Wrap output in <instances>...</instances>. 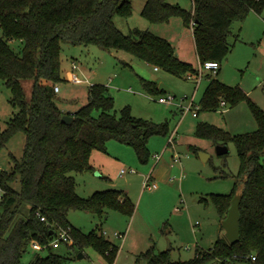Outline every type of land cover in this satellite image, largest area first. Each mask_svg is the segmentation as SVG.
<instances>
[{
	"label": "trees",
	"instance_id": "16d2710c",
	"mask_svg": "<svg viewBox=\"0 0 264 264\" xmlns=\"http://www.w3.org/2000/svg\"><path fill=\"white\" fill-rule=\"evenodd\" d=\"M263 9L264 0H193L191 9L169 0H146L141 13L160 24L182 17L193 27L199 59L221 63L233 47L229 42L233 24ZM132 13V0H0V78L10 88V103L17 109L5 127L0 124V152L18 132L26 135L22 157L13 155L11 168L0 169V264H66L67 255L51 245L57 228L68 229L73 241L65 244L76 255L91 247L114 263L119 246L102 232L76 227L69 211L82 209L103 217L113 209L133 215L135 203L116 188L83 197L72 172L95 171L91 155L95 150L107 151L111 139L133 146L147 161L149 137L168 134L169 129L166 124L158 127L135 117L129 106L118 114L114 97L102 83L90 85L86 104L73 113L65 112L57 101L56 86L67 80L62 71L63 44L123 49L177 75L197 71L176 54L167 38L140 28L124 33L115 17L127 18ZM28 78L32 79L30 98L23 86ZM209 78L202 109L216 110L221 100L235 105L246 99L258 124L255 131L240 134L209 122H200L196 129L199 137L219 144L232 141L237 147L240 166L234 186L228 194H212V201L224 218L233 197L243 193L241 238L231 243L221 237L208 250L197 249L194 257L179 261L172 260L167 251L156 253L152 246L138 256L151 264H264V109L241 87L213 75ZM143 81L151 93L166 92L156 81ZM65 113L74 116L72 123L62 121ZM18 178L20 190L14 187ZM33 243L40 248L24 263Z\"/></svg>",
	"mask_w": 264,
	"mask_h": 264
},
{
	"label": "rangeland",
	"instance_id": "374dc122",
	"mask_svg": "<svg viewBox=\"0 0 264 264\" xmlns=\"http://www.w3.org/2000/svg\"><path fill=\"white\" fill-rule=\"evenodd\" d=\"M169 1L187 9L193 6V0ZM145 2L132 0V15L127 18L117 15V26L126 34L140 28L167 38L176 46L183 60L192 61L198 67L191 27L180 16L172 17L168 23L150 22L141 13ZM229 42L233 47L221 62V72L214 74L205 70L199 86L185 75L156 68L123 49L63 44L62 71L67 80L58 83L60 91L56 96L65 112L86 104L90 85L102 83L108 86V92L114 97L118 114L129 106L135 117L147 119L158 127L166 124L169 129L168 134L155 133L149 137L147 147L151 154L147 161L139 157L133 146L111 139L107 143V151L95 150L92 153L91 163L96 167L95 171L72 172L76 177L77 192L83 197L95 191L116 188L128 192L135 203L133 215L113 209L103 217L82 209L69 211L68 217L76 227L84 232H102L119 246L113 264H151L145 258L138 259V256L152 246H155L156 253L167 251L174 261L187 260L195 256L197 249L208 250L217 239L226 237L223 218L212 201V194H228L232 190L240 166L237 147L230 141L229 152L220 155L217 153L219 143L199 137L196 129L200 122H209L232 134H240L255 131L258 124L246 99L235 105L220 103L216 110L202 109L200 102L210 81L206 77L209 72L228 85L241 87L264 109V9L261 13L253 11L243 21L235 22ZM12 43L17 48L18 44ZM72 60L77 61L78 72L89 79L88 83L69 80ZM144 79L164 84L168 90L160 94L151 93L145 87ZM23 86L26 97L30 98L32 79H24ZM11 94L8 85L0 78L2 127L17 110L10 103ZM168 94L176 96L175 102L186 95H195L198 116H194L193 111L183 113L179 106L158 100ZM174 131L176 148L173 149L168 145V139ZM25 143L24 132H18L9 139L0 152V169L11 168L13 155L19 159L22 157ZM175 151L181 156L182 163L173 160ZM156 153L161 154L159 160L154 157ZM121 167L134 171L121 176ZM182 171L185 176L180 178ZM149 174L158 188L144 186ZM14 187L21 189L19 178ZM118 233H123L124 237H119ZM33 248L24 255V263L34 257L36 250ZM54 250L67 255L66 264H95L102 259L91 247L85 249L84 258H78V254L65 243ZM226 264L247 263L236 261Z\"/></svg>",
	"mask_w": 264,
	"mask_h": 264
},
{
	"label": "built area",
	"instance_id": "2783aa9c",
	"mask_svg": "<svg viewBox=\"0 0 264 264\" xmlns=\"http://www.w3.org/2000/svg\"><path fill=\"white\" fill-rule=\"evenodd\" d=\"M220 66H221V63L218 60H206V61L199 60L198 67L196 68L197 71L189 72L185 76L187 77V79L195 80L199 86L201 79L203 78L205 70L209 71V72H213L214 74H216L217 71L219 70ZM156 68H158V67H156ZM78 71H79V65H78L77 61L74 60V61H72L71 69L69 71V74H70L69 80L73 81L75 83H83V82L88 83L89 79L87 77H82ZM58 90H59V86L57 85L56 91H58ZM158 100L160 102H163V103L175 104V105L179 106L183 113L193 111L194 116L198 115V108L195 107V95H193V96H187L186 95L185 97L180 98V100L178 102H175L176 96L173 94L160 96L158 98ZM186 102H187V104H186ZM221 105H227V102L225 100H221ZM168 145H171L173 149H174V147L176 148V132L175 131L169 135ZM154 157L157 160H159L161 158V154L156 153L154 155ZM173 160L176 163H182L181 156L176 151L173 154ZM129 171H134V169L123 167L121 169L120 175L123 176L124 174H126ZM184 176H185V173L182 171L180 178H183ZM151 180H152V175L149 174L144 181V186L146 188H149V189L158 188V184L156 182L151 181ZM42 219H44V217ZM55 233H56V237L51 242V245L53 246V248L60 247V245L62 243H72L73 240L69 234L68 229L57 228ZM118 235L121 238L124 237L123 233H118ZM33 246L36 248H40V246L37 243H33ZM256 259H257L256 255H253L252 260L255 261ZM95 264H112V263H109L104 257H102V259H99V261L95 262Z\"/></svg>",
	"mask_w": 264,
	"mask_h": 264
},
{
	"label": "water",
	"instance_id": "95a60500",
	"mask_svg": "<svg viewBox=\"0 0 264 264\" xmlns=\"http://www.w3.org/2000/svg\"><path fill=\"white\" fill-rule=\"evenodd\" d=\"M161 89L168 90V88L164 84H160ZM74 120V116L72 114L65 113L62 117V121L65 123H72ZM229 152L228 144H218L217 145V153L218 154H226ZM243 197V193H237L231 202V205L228 209L227 214L222 220V226L226 230V237L231 243H235L241 238V211H240V203ZM56 230H53L52 233H55ZM84 252L78 253V258H84Z\"/></svg>",
	"mask_w": 264,
	"mask_h": 264
},
{
	"label": "crops",
	"instance_id": "0c3cea01",
	"mask_svg": "<svg viewBox=\"0 0 264 264\" xmlns=\"http://www.w3.org/2000/svg\"><path fill=\"white\" fill-rule=\"evenodd\" d=\"M179 4V3H178ZM181 5V4H180ZM182 6V5H181ZM185 8V7H184ZM251 12H253V11H251ZM250 12V13H251ZM243 21V20H242ZM191 29H192V31H193V27H191ZM193 36H194V33H193ZM194 43H195V38H194ZM176 47V46H175ZM195 49H196V44H195ZM196 52H197V50H196ZM176 54L180 57V56H182V55H179L178 53H177V48H176ZM197 57H198V54H197ZM181 58V57H180ZM182 59V58H181ZM199 57H198V62H199ZM72 61H74V60H72ZM72 61H71V65H72ZM188 62H191L195 67H197L192 61H188ZM199 64V63H198ZM71 65H70V69H71ZM221 70H222V63H221V66H220V70H219V72L218 73H220L221 72ZM209 75H212V73H207V78L208 79H210L209 78ZM208 85V84H207ZM159 86H160V84H159ZM60 91V88H59V90L57 91V92H59ZM62 108V107H61ZM67 110V109H66ZM76 110H78V109H73V110H69V111H67V112H71V113H73V112H75ZM198 116V115H197ZM123 167H121V169H122ZM121 169H120V172H121ZM124 193H126L130 198H131V196L129 195V193L128 192H124ZM132 199V198H131ZM35 249H39V248H36L35 247ZM119 250H120V248H119ZM85 254V253H84Z\"/></svg>",
	"mask_w": 264,
	"mask_h": 264
}]
</instances>
